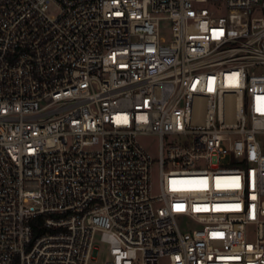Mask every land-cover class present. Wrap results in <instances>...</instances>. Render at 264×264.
Returning a JSON list of instances; mask_svg holds the SVG:
<instances>
[{
	"label": "built area",
	"instance_id": "obj_1",
	"mask_svg": "<svg viewBox=\"0 0 264 264\" xmlns=\"http://www.w3.org/2000/svg\"><path fill=\"white\" fill-rule=\"evenodd\" d=\"M261 135L263 0H0V264H264Z\"/></svg>",
	"mask_w": 264,
	"mask_h": 264
},
{
	"label": "rangeland",
	"instance_id": "obj_2",
	"mask_svg": "<svg viewBox=\"0 0 264 264\" xmlns=\"http://www.w3.org/2000/svg\"><path fill=\"white\" fill-rule=\"evenodd\" d=\"M264 1V0H263ZM176 140L173 137H165L163 140L164 146H167L170 142ZM258 141L261 145L262 151L264 153V135L258 136ZM138 142L142 146V148L148 153L150 158L153 161L152 166V176H151V184H152V191L153 194L158 193V176H159V168H158V159H159V140L157 137L153 135H146L138 137ZM176 223L181 231H186L190 229L196 228V226L186 217L178 216L176 218ZM249 235L248 241H254V233L253 228H249ZM110 261V257L108 255L107 246L106 245H99V254L97 257V262L93 264H105ZM159 264H168L166 259H161Z\"/></svg>",
	"mask_w": 264,
	"mask_h": 264
},
{
	"label": "trees",
	"instance_id": "obj_3",
	"mask_svg": "<svg viewBox=\"0 0 264 264\" xmlns=\"http://www.w3.org/2000/svg\"><path fill=\"white\" fill-rule=\"evenodd\" d=\"M43 220H44V217L41 216V217H38L36 220H34L32 223L33 233H34V236L36 237L44 232V230L41 228Z\"/></svg>",
	"mask_w": 264,
	"mask_h": 264
}]
</instances>
